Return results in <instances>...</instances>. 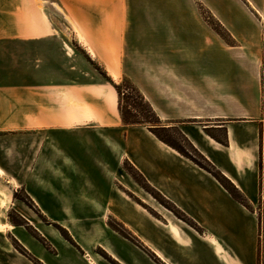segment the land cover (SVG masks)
<instances>
[{
    "label": "crops",
    "instance_id": "obj_1",
    "mask_svg": "<svg viewBox=\"0 0 264 264\" xmlns=\"http://www.w3.org/2000/svg\"><path fill=\"white\" fill-rule=\"evenodd\" d=\"M99 1L115 18L128 13L123 4L132 2ZM30 2L0 0V114L4 121L5 116H35L36 130L55 135L56 153L44 160L52 169L44 178L51 181L30 186L29 194L73 239H51L39 226L53 257L44 258L20 239L30 254L42 264H264V26L246 4L261 16L259 0H205L233 43L216 33L185 49L190 58H182L179 47L165 58L171 48L164 45L149 47L157 51L152 57H145L143 44L132 46L128 55L132 66L141 68L140 93L160 119L174 121L172 127L237 188L244 204L149 127L125 124L113 113L109 117L100 83L87 80L81 62L65 49L69 43L51 38L55 29L27 24ZM127 29L134 34V27ZM92 49L101 50L100 44ZM86 108L92 116L88 122ZM71 112L85 122L76 125ZM55 115L61 117L55 121ZM124 163L196 227L136 184ZM123 171L132 186L119 181ZM54 211L61 220L50 214ZM99 249L108 261L97 257Z\"/></svg>",
    "mask_w": 264,
    "mask_h": 264
},
{
    "label": "rangeland",
    "instance_id": "obj_2",
    "mask_svg": "<svg viewBox=\"0 0 264 264\" xmlns=\"http://www.w3.org/2000/svg\"><path fill=\"white\" fill-rule=\"evenodd\" d=\"M131 1L133 4L132 2L129 5L123 4L124 7L130 8L128 13L124 12L122 18H115L106 7L108 4L105 5L99 0H31L26 22L36 27L55 29L58 33L51 38L69 43L71 49L68 45H65V49L81 62L83 68L80 67V70L85 71L87 80L93 81L92 78L95 77L97 85L100 83L102 89L100 100L108 105L111 113L108 114L109 117L114 114L125 124L149 127L153 133L179 147L188 157L209 168L193 152L182 132L172 127L174 121L160 119L145 95L140 93L138 85H140L141 68L132 66L128 58L129 49L132 46L140 48L143 44L147 58L148 55L152 57L157 53V51H148L149 47L155 45L157 48L159 45H164L166 48H171V51L165 52V58H169L175 47H179L176 52L180 53L182 58H190L189 51L185 49L191 44L205 42L206 38L216 33L230 43L233 41L212 10L206 6L205 0ZM244 1L246 3V0ZM259 2L261 16L251 8L250 4H246L264 26V0ZM123 5H121L122 9ZM102 6L104 8L100 9L99 7ZM133 10L135 13H132ZM77 26L86 28L91 34L83 35ZM128 27L135 28L134 34L131 33V29H127ZM154 27L165 28L168 32L150 33L149 30ZM116 28L125 29L130 34L117 35L113 33V30L117 31ZM141 28L144 33L137 34L136 30ZM97 43L100 44L101 50L94 51L92 48ZM161 55L164 58V54ZM153 69L152 66L146 67L145 74L149 76ZM70 105L73 107L72 103ZM85 110L88 113V122L92 116L88 108ZM0 115L1 127L7 128L0 130V264H42L21 242V240L26 242L33 251L43 253L44 258L48 256L52 259V251L48 249L50 244L39 231V226L44 235L51 239L59 236L69 242L73 241L67 229L60 226V223L52 222L37 209L29 194L30 186H46L47 182L51 181L44 178L45 174L52 170L51 164H47L44 160L47 154L56 153V147H53V144H57L54 140L56 137L53 132L36 130L35 116L22 114L21 119L13 115L5 116L6 121H4V116ZM54 117L56 121L61 115ZM16 118L21 121H16ZM70 118H74L76 125L85 122L72 112ZM57 149L61 151L62 147L59 146ZM38 156L40 162L39 159L37 160ZM122 167L132 176L136 184L145 189L138 182H141V179L137 178L140 172L128 163H124ZM126 172L123 171L118 179L127 186H132ZM31 176L38 177L31 178ZM54 181L58 183L60 180ZM50 214L61 220L60 212L54 211ZM109 223L111 227L130 237L129 233L124 232L120 226L112 221ZM74 233L77 235L76 232ZM97 257L108 261V256L100 249L97 250ZM58 261L62 262V259Z\"/></svg>",
    "mask_w": 264,
    "mask_h": 264
},
{
    "label": "trees",
    "instance_id": "obj_3",
    "mask_svg": "<svg viewBox=\"0 0 264 264\" xmlns=\"http://www.w3.org/2000/svg\"><path fill=\"white\" fill-rule=\"evenodd\" d=\"M152 131V129H151ZM153 132V131H152ZM155 134V133H154ZM157 138H159L161 141H163L165 144L169 145L170 147L174 148L175 150H177L181 155L191 159L190 157H188L179 147H177L176 145H174L171 141L163 138L160 135H157ZM187 139V138H186ZM187 141L189 142V140L187 139ZM191 149L193 150V152L205 163L209 166L206 167L203 164L197 163L196 161H194L193 159H191L192 161H194L196 164H198L200 167L206 169L207 171H209L210 173H212L215 178L229 191V193L239 202L244 204L243 198L240 194V192L237 190V188L224 176L222 175L220 172L216 171L213 166L196 150V148L189 142ZM134 178L138 181L137 178L141 179V182L138 181L141 185H143L145 187V189H147L155 198H157L159 201H161L166 207H168L170 210H172L178 217H180L181 219L185 220L186 222L190 223L191 225H193L194 227H196V225L190 221L183 213H181L179 210H177V208L175 206H173L171 203H169L168 201H165L157 192H155L154 190H152L147 181L143 178V176H141L140 173L137 174V178L134 176Z\"/></svg>",
    "mask_w": 264,
    "mask_h": 264
}]
</instances>
